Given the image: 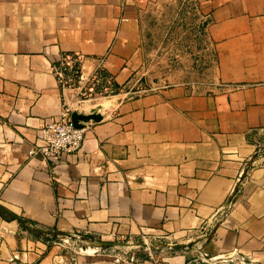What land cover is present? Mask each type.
I'll use <instances>...</instances> for the list:
<instances>
[{
	"label": "crops",
	"instance_id": "crops-1",
	"mask_svg": "<svg viewBox=\"0 0 264 264\" xmlns=\"http://www.w3.org/2000/svg\"><path fill=\"white\" fill-rule=\"evenodd\" d=\"M147 1L0 0V207L53 232L0 216V264H113L100 242L142 237L168 264H264V0H196L209 80L117 103L54 164L29 154L72 100L61 59L130 81Z\"/></svg>",
	"mask_w": 264,
	"mask_h": 264
},
{
	"label": "rangeland",
	"instance_id": "rangeland-1",
	"mask_svg": "<svg viewBox=\"0 0 264 264\" xmlns=\"http://www.w3.org/2000/svg\"><path fill=\"white\" fill-rule=\"evenodd\" d=\"M201 16L196 0L147 1L139 21L136 42L139 54L130 81L117 89L111 87V78L104 84L103 80L97 83L93 74L86 75L88 80L84 83L75 82L72 100L67 104L79 112L97 107L106 116L117 103L129 97L176 84L209 80L214 66L200 34ZM40 231L38 234L44 235V230ZM83 244L90 246L89 242Z\"/></svg>",
	"mask_w": 264,
	"mask_h": 264
},
{
	"label": "built area",
	"instance_id": "built-area-1",
	"mask_svg": "<svg viewBox=\"0 0 264 264\" xmlns=\"http://www.w3.org/2000/svg\"><path fill=\"white\" fill-rule=\"evenodd\" d=\"M59 63L60 69L56 71L60 79L64 80L65 85L70 82L80 84L88 80L82 71V59L80 57L63 58ZM99 68L100 65L96 71ZM100 70L93 75L96 82L99 81ZM65 72L68 77L64 75ZM70 114L71 107L68 104L64 105L59 118L42 127L39 142L30 150L29 154L40 157L44 166L48 163H55L63 155L78 152L81 149L87 126L75 127L71 122ZM111 235L117 239L115 234ZM142 241L144 245H132L133 243H131V247L128 248L129 244H125L124 246L103 249V252L112 257L113 264H168L163 256L156 253L154 247L147 243L143 237Z\"/></svg>",
	"mask_w": 264,
	"mask_h": 264
},
{
	"label": "water",
	"instance_id": "water-1",
	"mask_svg": "<svg viewBox=\"0 0 264 264\" xmlns=\"http://www.w3.org/2000/svg\"><path fill=\"white\" fill-rule=\"evenodd\" d=\"M99 109L100 108L93 107L89 109L88 111L83 110L79 112L71 108L70 117H71L72 124L75 127H82V126H87L91 122L96 123V122L101 121L103 119V116ZM0 216L18 221L26 230L30 232H35V233L41 232L39 229L28 225L23 218L13 214L12 212H10L9 210L3 207H0ZM44 233L52 234L53 232L46 230L44 231ZM98 245L100 247H115V246H123L125 244L114 243V242H100Z\"/></svg>",
	"mask_w": 264,
	"mask_h": 264
}]
</instances>
